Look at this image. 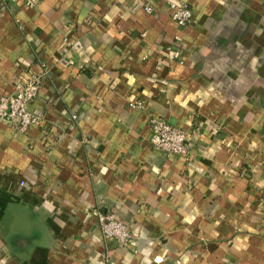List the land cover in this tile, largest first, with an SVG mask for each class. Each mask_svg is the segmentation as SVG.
<instances>
[{
	"label": "crops",
	"instance_id": "0c3cea01",
	"mask_svg": "<svg viewBox=\"0 0 264 264\" xmlns=\"http://www.w3.org/2000/svg\"><path fill=\"white\" fill-rule=\"evenodd\" d=\"M43 64L42 121H0V264H264V0H0V97Z\"/></svg>",
	"mask_w": 264,
	"mask_h": 264
},
{
	"label": "built area",
	"instance_id": "2783aa9c",
	"mask_svg": "<svg viewBox=\"0 0 264 264\" xmlns=\"http://www.w3.org/2000/svg\"><path fill=\"white\" fill-rule=\"evenodd\" d=\"M16 1V0H11ZM28 6H35L38 0H22ZM172 19L180 27L187 26L193 21V12L189 3L171 1ZM144 10L152 14L155 7L147 3ZM50 67L43 64L41 72L29 73L21 77L15 85V92L0 97V121L13 125L25 132L33 125L42 121L43 113L33 111L30 106L37 98L44 80L49 77ZM132 106H143L142 103H132ZM150 142L166 156L179 155L186 159L191 154L189 134L184 129L172 125L162 118L150 119ZM98 226L106 238H113L121 244H127L133 237L132 229L118 220L114 213L102 209L94 210Z\"/></svg>",
	"mask_w": 264,
	"mask_h": 264
}]
</instances>
